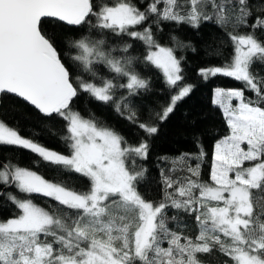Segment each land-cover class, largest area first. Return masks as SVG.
Here are the masks:
<instances>
[{
    "label": "snow or ice",
    "instance_id": "1",
    "mask_svg": "<svg viewBox=\"0 0 264 264\" xmlns=\"http://www.w3.org/2000/svg\"><path fill=\"white\" fill-rule=\"evenodd\" d=\"M46 21L86 29L88 35L69 44L81 54L59 48L56 34L44 30ZM165 23L220 28L223 38L205 45V59L221 63L197 75L204 82L231 78L242 87L213 89L211 104L222 111L227 131L214 142L208 179L202 178L207 152L194 134L196 152L161 157L172 167L169 174L161 170L162 197L152 200L139 191L146 169L137 161L148 158L160 124L195 87L185 74L186 56L176 53L197 49L175 29L162 45ZM262 36L264 5L252 0H0V108L11 95L46 127L53 118L64 121L59 139L68 150L49 149L0 118V146L37 157L32 167L11 157L0 161V264H202L200 256L213 251L227 257L223 264H264V77L252 71L264 64ZM96 62L114 75L93 83L75 74L82 65L97 79ZM141 64L161 74L168 103L147 109L138 123L144 136L133 145L74 105L85 94L137 123L136 101L153 87ZM177 162L186 174L174 178ZM39 165L79 174L89 187L77 191L67 181L46 179ZM35 196L55 207L38 205ZM185 216L193 218L196 235L188 234Z\"/></svg>",
    "mask_w": 264,
    "mask_h": 264
},
{
    "label": "trees",
    "instance_id": "2",
    "mask_svg": "<svg viewBox=\"0 0 264 264\" xmlns=\"http://www.w3.org/2000/svg\"><path fill=\"white\" fill-rule=\"evenodd\" d=\"M252 3L258 6L264 5V0H252ZM162 28L163 32L158 37L162 45L169 43L168 32L175 29L181 40L190 41L197 49L195 53L190 50H182V52L178 51L176 53L178 56L181 54L186 56L184 63L185 74L188 81L193 83L195 87L189 96L178 104L175 113L164 123L160 124L158 134L150 140L148 158L137 161L138 164L146 169L140 181L139 191L152 200H158L162 197L161 170L163 169L165 174H169V170L172 167L170 163H166L161 157H178L184 152H196L197 148L193 142L194 134L200 136L207 152L206 161L202 165V178L208 179L214 142L227 131L222 111L211 104L212 89L217 86L224 88L242 87L241 83L231 78L216 77L204 82L197 75L199 68L221 63L219 59H205V45L215 46L223 38L220 28L212 23L203 24L198 31L187 25H181L177 29L175 24L170 23L163 24ZM44 30L50 34H56L58 47L67 52L69 56L81 54L79 50L69 47L70 42L89 34L86 29L78 32L75 28L53 21H46ZM92 35L93 38L98 36L95 32ZM261 38L264 39V36ZM112 39L114 40L115 38ZM140 51H142L141 46L136 44L133 54L139 55ZM227 51L230 52L231 49L228 48ZM113 54L115 55L116 53ZM66 63H70V61H66ZM93 67L97 70V79H92L90 73L84 72L82 65L76 68L75 74L81 75L82 78L93 83H99V77L101 76L103 78H111L114 75L103 63L96 62ZM139 69L151 79L153 87L151 91L144 93L142 100L137 99L136 101L140 106L137 123L130 122L124 116L119 115L111 105L106 106L103 103L88 100L85 94H81V97L74 105L85 116H88V111H85V108L93 112L103 123L115 129L133 145L138 144L141 137L144 136L143 131L138 127V123L146 121L147 109L151 107L158 110L161 105L168 103V94L164 90L161 74L157 70H149L143 64L139 65ZM252 71L264 77V64H254ZM246 94L251 95L250 93ZM185 113L188 114L187 117ZM25 116L28 119H25ZM0 118L6 121L8 126L18 127L22 136L33 138L49 149L68 154L65 144L59 139V132L63 131L65 127L64 121L53 118L47 122L49 126L46 127V122L41 119L39 114L29 105L21 103L18 98L11 95L3 98ZM193 119H195V124L191 123ZM9 157L13 161L18 160L21 166L27 167H32V162L37 159L28 150L12 146H0V161L7 160ZM36 170L46 179L67 181L68 186L77 191H86L89 187V181L79 174L61 173L54 166L45 165L37 166ZM185 174L180 162H177V171L173 174V177L176 178ZM259 196L261 202L264 203V193L259 194ZM34 202L45 208L49 206L54 208L56 204L55 201L41 196H35ZM9 214V211L5 210L4 215ZM181 219L189 225L188 234L196 235L193 218L185 216L181 217ZM226 259L227 257L217 251L200 256L202 264H223Z\"/></svg>",
    "mask_w": 264,
    "mask_h": 264
},
{
    "label": "rangeland",
    "instance_id": "3",
    "mask_svg": "<svg viewBox=\"0 0 264 264\" xmlns=\"http://www.w3.org/2000/svg\"><path fill=\"white\" fill-rule=\"evenodd\" d=\"M214 89V88H213ZM213 89H212V95H213ZM227 89V88H226Z\"/></svg>",
    "mask_w": 264,
    "mask_h": 264
}]
</instances>
